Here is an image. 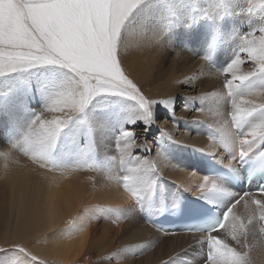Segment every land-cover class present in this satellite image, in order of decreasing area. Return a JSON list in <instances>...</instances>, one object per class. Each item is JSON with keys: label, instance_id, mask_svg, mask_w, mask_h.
<instances>
[{"label": "bare ground", "instance_id": "obj_1", "mask_svg": "<svg viewBox=\"0 0 264 264\" xmlns=\"http://www.w3.org/2000/svg\"><path fill=\"white\" fill-rule=\"evenodd\" d=\"M261 28H264V0H142L125 21L118 39V50L122 45L119 52L125 57L123 67L126 74L134 83L141 85L146 97H151L161 91L159 84L163 83L160 81L167 70L164 62H168L172 69L168 78L176 77L183 68L189 67L196 72V79L207 86L208 90L202 93L205 107L193 113V120L186 119L178 125L171 112L178 108L182 110L180 99L183 98L179 87L171 84L164 89V95L171 101L170 107L161 105L164 107L161 110L155 107L148 124L142 122L144 125L132 127L135 131L133 138L140 137L143 141L131 143L134 146L129 147V139L122 135L125 129L120 116L113 122L110 120V125L111 110L100 119L92 117L103 105L113 103L115 99H97L94 105L91 104L95 112L93 110L90 117H76L79 121L89 120L96 129L98 135H94V147H90L89 138L76 126L74 118L48 152L42 135L29 139L27 146L23 145L29 164L20 163L18 154L14 157L8 151L1 154L0 181L4 182L6 189L0 192L4 194L6 206L0 210V245L19 241L31 256L19 247L0 249V264H121L125 256V264H159L141 256L153 258L150 256L152 248L165 253L171 250L181 252L191 264H196L198 259L204 264H230L229 258L236 261L241 254H236L239 248L235 251L237 243L243 241L239 240L241 233L247 232L248 236L258 223L264 225V222L254 220L264 214V207L252 203L259 200L264 204V196L248 195L225 181L207 177L200 155H209L224 167L231 162L236 168L237 152L242 147L248 150V158L260 150L258 141L254 139L260 136L261 130H256L255 137L251 133L256 124L264 121V112L253 114L245 122L239 118L234 120L233 114L236 107L264 104V74L242 82L234 79L227 69L237 58L241 61L237 76L256 69L257 64L250 58L247 42L253 41V46L258 47L261 37H264ZM170 40L172 43L163 48L162 43ZM208 42L209 47H205ZM186 46L193 52L190 54L192 58L183 55ZM159 56L162 59L160 68L157 64ZM169 57L173 58L172 62ZM204 60L207 64L203 67ZM224 62L228 64L225 67ZM246 64L252 67L248 68ZM216 67L218 69L214 71ZM52 70L48 73L57 82L63 80L68 84L77 79L73 72L63 67L60 75ZM230 80L235 94L228 97L223 92ZM182 86L189 85L184 81ZM186 110L183 108L182 111ZM191 112L186 113L189 116ZM155 117L171 119V122L164 120L165 123L157 129L154 127ZM105 125L110 126L111 131H104ZM179 127L182 128L181 133L177 131ZM104 135L106 140L101 138ZM221 135L233 143L232 148H226L219 142ZM150 138L156 141L157 146L153 157L148 156L153 145L147 140ZM241 141L247 143L242 145ZM158 150L163 157L157 155ZM137 152L141 157H133ZM118 163H121L119 168L116 167ZM27 175L29 185L25 178ZM140 181H143V186ZM212 183L217 185L216 190L211 189ZM201 185H204L203 189ZM225 189L232 195H227ZM243 193L244 197L231 209L224 228L211 235L227 244L236 257L233 252L217 256L205 235L163 233L146 222L147 218L156 217L163 202L171 205L173 213L176 201L193 196L222 212ZM137 197L141 198L139 204ZM241 223L245 231L240 230ZM253 240L247 241L250 243L247 244L250 254L247 258L250 259L243 263L264 264V252L262 249L261 252L256 251V241L260 240L258 237ZM206 252L209 256L211 253L209 262L206 261Z\"/></svg>", "mask_w": 264, "mask_h": 264}, {"label": "snow or ice", "instance_id": "obj_2", "mask_svg": "<svg viewBox=\"0 0 264 264\" xmlns=\"http://www.w3.org/2000/svg\"><path fill=\"white\" fill-rule=\"evenodd\" d=\"M140 3L142 0H0V76L38 65H60L70 69L77 77L73 82L62 85L46 107L47 111L59 112L62 117L46 120L42 118L43 112L36 115L24 134L25 142L36 131L34 126L39 125L48 152L69 122L83 114L92 101L103 94L124 96L135 101L142 109L140 118L145 124L150 122L153 115L152 105L160 103L170 107L171 101H155L145 97L125 72V57L119 52L122 45L118 50L121 28ZM260 31L264 32V28ZM253 43L247 42V50L250 58L256 61V69L237 76L236 70L241 63L237 58L227 69L234 79L245 82L257 74H264V37H261L258 47ZM232 83L230 80L225 85L230 89L229 95L235 94ZM257 112H264V104H253L250 108L236 107L233 119L239 118L245 122ZM257 129L261 130L259 137L264 138V121L255 125L251 133L253 137L257 135ZM122 135L132 139L131 132L122 130ZM219 142L226 148L233 147V143L224 135H221ZM245 143L241 141L242 145ZM248 154V150L242 147L238 157L243 160ZM157 155L163 157L159 150ZM233 166L230 162L226 167L231 169ZM139 183L143 186V181ZM211 189L216 190L217 185L212 183ZM224 191L232 195L226 189ZM140 200L137 197L138 204ZM252 203L264 207L259 200ZM230 212L231 208L223 213V220H228ZM260 218L264 220V216ZM218 226L224 227L220 219L209 231ZM239 228L245 230L244 224L241 223ZM208 242L217 256L223 257L225 252H233L235 256L234 251L218 237L209 236ZM18 249L31 256L26 249ZM32 258L37 259L35 256ZM233 264H239V260Z\"/></svg>", "mask_w": 264, "mask_h": 264}, {"label": "rangeland", "instance_id": "obj_3", "mask_svg": "<svg viewBox=\"0 0 264 264\" xmlns=\"http://www.w3.org/2000/svg\"><path fill=\"white\" fill-rule=\"evenodd\" d=\"M205 36H206V34H205ZM170 43H172L171 40L170 41H164L162 43L163 48L167 47ZM209 45H210V43L208 42L205 45V47H209ZM187 48L190 49L189 46H186L185 47V52L183 53V55L184 56L188 55V57L190 56L192 58V56L190 54L193 53V52H191ZM160 54H161V51H160ZM173 56H174V54H172V57ZM172 57H169V59H168L171 62H172V59H173ZM161 62H162V59L159 56V58L157 59V64H159V68H160V66H162ZM164 63H165V67H167L166 68L167 70H165V69L161 70L162 74H163L164 70L166 72L164 71V77L160 81V83L161 82H163V83L159 84V87L161 89L160 93L158 95H151V97L150 96H148V97L145 96V97L147 99L150 98V99L155 100V101H164V100L168 99V97L164 95V89L165 88H168L171 84L172 85L174 84L175 87H179V90L181 91L180 96H182V98H183V99H180L181 103H183L182 110L184 108V109H188V110H186V112L189 111V110L192 111L191 112L192 114L190 113L189 116H188V113H186L185 111L180 110V108H178L175 112H171V115L172 116L174 115L173 117H175L177 119L178 125H180V123L186 121V119L187 120H189V119L193 120L192 117L194 116V114L197 113V111H201V109H203L205 107L204 106L205 101H202V93L204 91H206L207 86L204 85L200 80L196 79V75H195L196 72L194 70L190 69L188 66H187L188 69L184 66L185 68H183V70L180 72V74L178 73V75L176 77L168 78L170 76V74H171V70L172 69H171V66L169 65L168 62H164ZM204 63L205 64H202L203 67L207 64V60H204ZM157 64H156V66H157ZM227 65L228 64H226L224 62L223 67H225ZM245 66L248 67V68L252 67L250 64H246ZM62 67L63 66H60V65H38V66H35V67L18 69V70L14 71V72H10V73H7V74H5L3 76H0V155L6 153L7 151L13 157L17 156V154H18L19 155V159H20L19 160L20 163L29 164V158H27L28 154L26 152L24 153V150H25L24 146L25 145L27 146L29 144V140L27 142L24 141V134L27 131L31 121L34 119V117L36 115H40L42 112L44 113L42 118L46 119V120H51L53 117H62L61 113H59V112H49L46 109L51 97L55 94L56 91L59 90V88L61 87V84L62 85L64 84L63 80H60L58 82L56 80H54L53 79L54 77L51 76L49 73L53 69L52 71H56V73L58 75H60L61 74L60 72L62 71L61 70ZM203 67H201V68L199 67V68L204 71ZM63 68L66 69V70L71 71L68 68H65V67H63ZM48 69H50V70L48 71ZM55 69H57V70H55ZM217 69L218 68L216 67L213 70L216 71ZM224 69H222V70H224ZM158 72H159V69L155 72V75L158 74ZM223 74H225V72H223ZM161 76L162 75H160L159 77H161ZM129 78H130V76H129ZM166 78H167V81H166ZM183 78H184V80H183ZM33 80H34V82H32ZM184 81L185 82L187 81V85H189V86H187V87L186 86H182ZM197 83H199V84H197ZM51 84H52V86H51ZM137 86L141 89V85L137 84ZM200 94H201V96H200ZM223 94L224 95H228V97H231V95H229V88L228 87H227L226 91L223 92ZM191 95L193 97H191ZM108 97L111 100L115 99L114 100L115 102L112 101L114 104L113 103H106L105 104L106 107H105V105H103L104 107H101L102 109L97 111V113L94 114V116H92L93 119H100V116L104 115V113H108V111L111 110V111H113V113L109 114L110 116L107 115V116H109V118H108L109 119V125L111 124L110 120H112V122H113L115 120V118H117L118 116H120L123 119V127H124L125 131H129V132L131 131L132 134L135 133V131H133L132 127H134L136 125H139V124H143L144 125V123H142V122H144V120L142 118H140L141 114H142V109L139 108L138 104L135 101H133V100L127 98V97L118 96V95L103 94V95L97 96L92 101L91 104L94 105L97 102V101H95L97 99H99L98 101H101V100L104 101ZM195 98H196V100H192V99H195ZM119 100H120V102H119ZM187 101L191 102L190 105L192 103H193V105L190 106L189 104H186ZM91 104L88 106V108L85 110V112L83 114H79L77 117L78 118H80V117H83V118L90 117L91 115H89V114H91L93 110H94L93 112H95V107H91ZM157 104H160V103H157ZM157 104L152 105L151 111L155 110V107H157V110L158 109L161 110L162 108H164L163 106H161L162 104H160L159 106H157ZM173 104H175V103H173ZM111 105H113V106H111ZM185 105H187V107H185ZM165 108H167V107H165ZM180 114L183 115V116H180ZM129 116L131 118H129ZM125 117H126V119H125ZM159 117H161V116H159ZM159 117L158 118L155 117V121H154L155 122V126L154 127H157V129H160L161 128L160 126L163 125L165 123V121H166V123H170L171 122V119H165L163 117L162 118H159ZM78 118H76V121H77L76 126H78L81 129V131L83 133H85L86 137L89 138L88 139V143L90 142L91 143L90 147H92L93 143H95L94 140H93L94 135L95 134L98 135V133L95 131L96 129H94V127L89 124V120L82 119V120H80L81 121L80 122L78 120ZM178 119H179V121H178ZM128 123H130V124H128ZM143 125H141V126H143ZM34 127L36 128V131L32 134V136H30L31 138L29 137V139H32V140H33V137L41 135L40 134L41 133L40 126L36 125ZM106 130L111 131V127L105 125L104 126V131H106ZM177 131H179L178 133H181L182 128H180V127L177 128ZM113 135H115V134L113 133ZM133 136L134 135H132V139L128 141L130 144L131 143H136V142L138 143L139 141H143V140H140V137H138V138L134 137L133 138ZM176 137H178V136H176ZM101 138L103 140L104 139L106 140V135L101 136ZM147 140L151 141L152 144H153V145H151L152 150L149 151V155L148 156L153 157L155 152H156V149H157V146L155 144L156 141H153L151 138L147 139ZM95 146L97 148H99L97 146V144H95ZM133 155H134L133 157H135V158L141 157L140 152L134 153ZM1 161L2 160H1V156H0V167L2 166V164H1L2 162ZM118 165L120 167L121 163L116 164L117 168H119ZM25 178L27 179V183L29 185V175H27V177H25ZM3 188L6 189L5 184H4L3 181H0V191ZM3 196H4V194L2 192H0V202H1L0 203V210L6 206V204L4 203V197ZM261 216H264V214L261 215ZM254 220L256 222H264V220H262L260 218V216H256ZM259 225H261V224L258 223L253 229H251V232L249 233L250 236L252 237L251 239H250L249 234H248L249 238H247L248 236L245 234L247 232L241 233V234H243L242 236L240 234L241 238L239 237V240L240 241L243 240V241H241V244L237 243V245L235 247V251L236 252H237L236 249L239 248L238 250H240L236 254L241 253L238 256L236 255L237 257L235 256L236 260H239L240 264L241 263L244 264V263L248 262L249 259H250V258H247V257H250V254H249V251H248V249H249L248 245L250 243H247V241L248 242H252V241H254L253 240L254 238L256 240L257 237H258V240L263 241V243L260 242V241H256V243H257V250L256 251H258V252L263 251L264 252V239H263L264 238L263 237L264 236V233H263L264 232V228H263L264 225H261L262 227H260ZM243 231H245V230H243ZM255 231H258V233H256ZM253 234H254V237H253ZM244 238L249 239V240L244 241V240H246ZM259 243H262L261 246H258ZM244 244H246V245H244ZM9 245H10V247H8ZM21 245L22 244L19 243V241H17V242H15V241H10V242L7 241V242H4L2 245H0V249L1 250L11 249V248L16 249L17 247L24 248L23 247L24 245H22V246ZM2 246H6L7 248L6 247L3 248ZM240 248H242V249H240ZM173 251H176V250H171V252L165 253L164 251H158L156 248H154V249L152 248V252H151L150 256L152 255L153 258L146 257L144 255H141V256L144 257L145 260L149 259L150 262L158 261L159 264H191L189 258L184 256L181 252L176 253V252H173ZM170 253H172L173 255L170 254ZM169 255H171V256H169ZM201 255L203 256V253ZM242 255L243 256L245 255L246 257L245 256L243 257ZM125 258H126V256L122 259L121 264H125V261H126ZM229 259L231 260L230 264H232L233 261H234L233 258H229ZM242 259L245 260V261H243ZM246 259L248 261H246ZM149 261H148V263H149ZM207 262H209V261H207ZM204 263L205 262H203V260H201V259H198L197 262H196V264H204ZM257 263L262 264L261 262H257Z\"/></svg>", "mask_w": 264, "mask_h": 264}]
</instances>
